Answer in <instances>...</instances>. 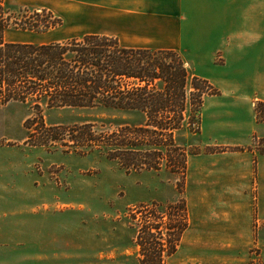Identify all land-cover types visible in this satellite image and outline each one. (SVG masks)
<instances>
[{
  "label": "crops",
  "instance_id": "crops-1",
  "mask_svg": "<svg viewBox=\"0 0 264 264\" xmlns=\"http://www.w3.org/2000/svg\"><path fill=\"white\" fill-rule=\"evenodd\" d=\"M12 1L55 13L61 0ZM63 1L74 20L101 23L91 33H163L172 42L156 41L158 48H182L189 70L219 90L203 98L199 131L190 133L195 145L248 147L253 135L264 137V122L254 115L264 101V0ZM186 165L189 224L165 264H264V155L252 148L198 151ZM79 256L53 261L72 264ZM110 261L119 262L93 263Z\"/></svg>",
  "mask_w": 264,
  "mask_h": 264
},
{
  "label": "rangeland",
  "instance_id": "rangeland-1",
  "mask_svg": "<svg viewBox=\"0 0 264 264\" xmlns=\"http://www.w3.org/2000/svg\"><path fill=\"white\" fill-rule=\"evenodd\" d=\"M6 2L13 9L20 7L12 0ZM66 5L61 0L59 10H55L62 18L59 26L39 32L9 28L5 40L60 41L99 30L100 22L90 24L83 16L74 20ZM83 8V3H76L79 14L83 13ZM145 16L148 19L154 17L153 14ZM108 34L117 35L128 45L158 48L160 45H156V41L166 43L163 44L166 46L172 42L163 33ZM173 49L185 56L181 47ZM213 61L219 62L218 54L214 55ZM212 87L218 94L219 90ZM262 102L255 103L254 115L257 121L264 122V106L259 105ZM34 111L30 103L19 101L0 106V264H57L53 260L57 261L59 256L62 260L68 253L82 256L74 258L72 264H99L93 262L114 257L119 262L102 264H138L141 255L136 244L137 233L141 231L146 238L142 226H150L155 240L162 236L166 240L173 237L176 230L171 227L184 215L180 207L185 180L180 175L164 167L125 172L116 161L98 152L81 155L66 152L59 144H27V130L23 125ZM42 115L47 125L65 126L89 121L108 125L118 121L108 122L110 117L122 116L127 121L140 119L137 113H122L104 107L44 108ZM190 137L187 130L179 133L180 142L198 151L205 152L206 148L223 149L214 152L231 151L229 148L237 147L195 145ZM261 138L264 137L258 139ZM258 139L253 143L252 138L248 147L240 148H252L259 153ZM152 203H156L155 206ZM141 205L149 206L140 208ZM186 215L188 226V210Z\"/></svg>",
  "mask_w": 264,
  "mask_h": 264
},
{
  "label": "trees",
  "instance_id": "trees-1",
  "mask_svg": "<svg viewBox=\"0 0 264 264\" xmlns=\"http://www.w3.org/2000/svg\"><path fill=\"white\" fill-rule=\"evenodd\" d=\"M61 23L48 8L13 9L0 0V106L19 101L30 103L35 110L23 125L27 144H59L66 152L81 155L98 152L125 172L164 167L185 180L187 157L198 149L180 142L179 133L199 131L203 98L216 90L208 80L193 74L172 48L128 46L115 35L100 33L40 43L5 40L9 28L39 32ZM57 107H104L137 113L140 119L127 121L121 116L110 117L108 122L118 121L108 125L102 121L47 125L43 109ZM257 139L254 136L253 143ZM258 140V152L264 155V138ZM219 150L223 149L206 148L205 152ZM181 200L184 215L170 226L176 230L172 238L161 235L155 240L146 224L142 226L146 238L141 231L137 233L138 264H165V257L174 253L187 226L183 192Z\"/></svg>",
  "mask_w": 264,
  "mask_h": 264
}]
</instances>
